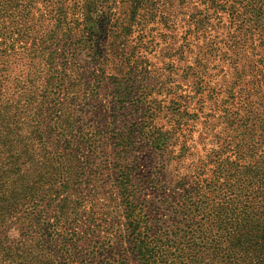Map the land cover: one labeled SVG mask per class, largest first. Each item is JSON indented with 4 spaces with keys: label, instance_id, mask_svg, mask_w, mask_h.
Instances as JSON below:
<instances>
[{
    "label": "trees",
    "instance_id": "16d2710c",
    "mask_svg": "<svg viewBox=\"0 0 264 264\" xmlns=\"http://www.w3.org/2000/svg\"><path fill=\"white\" fill-rule=\"evenodd\" d=\"M105 1L118 8L110 26L121 40L161 2L187 11L189 32L202 36L187 70L211 54L219 62L218 79L200 74L188 94L216 104L200 134L183 133L181 116H197L187 112L192 100L170 115L176 128L149 110L124 117L146 98L133 91L142 86L132 66L108 75L110 121L78 127L101 100L90 63L102 44L85 28L104 32ZM135 95L141 106L127 105ZM104 135L113 153L107 194L80 178ZM101 227L117 252L105 255ZM0 264H264V0H0Z\"/></svg>",
    "mask_w": 264,
    "mask_h": 264
},
{
    "label": "rangeland",
    "instance_id": "374dc122",
    "mask_svg": "<svg viewBox=\"0 0 264 264\" xmlns=\"http://www.w3.org/2000/svg\"><path fill=\"white\" fill-rule=\"evenodd\" d=\"M111 3L114 2L109 3L105 1L101 8L103 16L100 17L99 21L104 26V32L99 25L95 28L88 25L85 28V36L90 38L89 42L92 44H102V51L99 53L101 56L92 59L90 68L94 72L91 78L94 75L95 77L97 76L96 78L100 77V81L103 84L100 88V102L95 104V108L91 110V113L88 108L84 109V112L80 116L78 127L92 132L98 125V120H105L106 123L110 121L108 114L112 107L110 94L112 93L113 86L108 81V75L121 76L120 73L122 71L128 70L132 66V72L136 73L133 75L137 79L135 84L142 86L138 92L136 91V87L133 88V91L138 94L143 92L146 98L142 99L139 95L140 100L144 103L142 111L139 108L134 109L130 111L129 115L123 114L127 113L125 111L122 113L124 117L128 116L129 121H132V118L136 119L143 111L149 110L150 117L156 123L168 122L172 123L174 128H176L178 122L174 123V121L177 117L173 115L171 118L170 115L176 114V110L182 109V103L192 100L189 105V109L191 110L187 112L197 113V116H194V114L190 117H188V114L181 116V119L188 123L184 125L183 133L200 134L205 128L209 127L208 124H204L203 127L201 120L206 119V121L210 122L213 119L216 104L213 102L214 98L212 96L207 95L204 97L203 95L188 99V94H193L191 89L196 90L195 81H198L197 76L200 74L207 72L209 81H216L218 79V67L216 65L219 62L216 61L217 57L210 53L211 55L207 57V60L200 58V61L207 66L203 65L193 70H187V64L192 62L193 58H196L198 52L196 46L201 44L202 39V36L198 35L199 32H189L190 26L185 21L187 19V11L182 6H176L175 2H173L174 5H170L168 2H161L158 8H149V14L144 16L140 25L133 26L132 29L134 31H131L125 40H121L111 30V19L116 17L114 13L118 11L117 6ZM227 23L228 21L222 19V22L219 24L220 28H216L217 32H221L223 36L228 31ZM101 32L103 33L102 35H100ZM98 37H101V39ZM134 55L139 56L137 60H134ZM127 56L130 58L129 63L126 60ZM199 56H201L200 52H198V59ZM124 59L125 61H123ZM91 81H94V79ZM210 83L213 84V82ZM210 93L215 95L212 91ZM199 97H201V100ZM137 99V95L133 96L128 99L127 105L133 107L135 105L141 106ZM132 114L133 116H130ZM117 115H121L119 110L117 111ZM105 126L108 128V125ZM121 126L122 122H118V129ZM112 128L111 125L108 131H112ZM151 130L153 131V129ZM116 131L118 132L117 128L115 129ZM207 132L210 131L207 130ZM103 137L101 149H99V152L96 151L98 155L93 161L94 169L89 172L88 169L87 171L84 169V177L80 176V178L87 180L89 176L91 181L102 184L107 194L110 188L109 185L112 182V177L110 176L112 174L113 153L108 136L104 135ZM201 145L198 144L196 146L200 147ZM70 156H66L64 159V166H71V162L74 164V160ZM139 156L140 161H142L139 162V166L143 169V153ZM79 165L86 166L84 163H79ZM84 186H86V182L81 183L80 189H83ZM85 218L86 214L83 213L82 222L78 228L85 229L89 227ZM104 229V227H101L97 241L102 247L110 251V253L106 251L105 255H110L111 251L117 252L118 249L115 248L117 243H115L116 239L112 233H110L111 238L106 236L109 235V232ZM8 233L9 235H17V231L13 229H10Z\"/></svg>",
    "mask_w": 264,
    "mask_h": 264
}]
</instances>
